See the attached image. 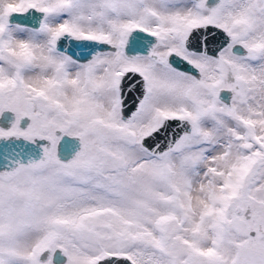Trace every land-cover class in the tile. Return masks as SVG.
Returning a JSON list of instances; mask_svg holds the SVG:
<instances>
[{
    "label": "snow or ice",
    "instance_id": "snow-or-ice-1",
    "mask_svg": "<svg viewBox=\"0 0 264 264\" xmlns=\"http://www.w3.org/2000/svg\"><path fill=\"white\" fill-rule=\"evenodd\" d=\"M4 113L0 264H264V0H0Z\"/></svg>",
    "mask_w": 264,
    "mask_h": 264
},
{
    "label": "water",
    "instance_id": "water-1",
    "mask_svg": "<svg viewBox=\"0 0 264 264\" xmlns=\"http://www.w3.org/2000/svg\"><path fill=\"white\" fill-rule=\"evenodd\" d=\"M142 39H150L144 38ZM76 47H83V46H76L73 45V48ZM72 48L69 49L72 52ZM137 50L135 46H133L132 51ZM136 92L131 93V97L136 96ZM131 102V100H130ZM14 117L11 113H4L0 115V127H7L8 121L12 120ZM23 128L24 126L20 124ZM59 135V133H57ZM46 141H36L35 144H27L22 140H0V170H4V165L7 163L5 157L10 158L11 160H17L21 163H26L28 158L31 157L33 159L39 158L41 155V145H46ZM79 149V142L78 139L69 137V136H62L60 141L57 145V154L58 157L62 160L70 159L76 151Z\"/></svg>",
    "mask_w": 264,
    "mask_h": 264
},
{
    "label": "flooded vegetation",
    "instance_id": "flooded-vegetation-1",
    "mask_svg": "<svg viewBox=\"0 0 264 264\" xmlns=\"http://www.w3.org/2000/svg\"><path fill=\"white\" fill-rule=\"evenodd\" d=\"M28 123H30V121H29L26 117L23 118V119L21 120V124H22L24 127H26Z\"/></svg>",
    "mask_w": 264,
    "mask_h": 264
}]
</instances>
